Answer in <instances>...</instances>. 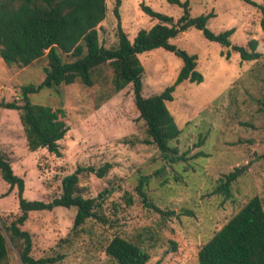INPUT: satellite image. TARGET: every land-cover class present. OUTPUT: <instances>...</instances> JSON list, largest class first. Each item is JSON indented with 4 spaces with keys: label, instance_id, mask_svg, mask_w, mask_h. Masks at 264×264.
<instances>
[{
    "label": "rangeland",
    "instance_id": "rangeland-1",
    "mask_svg": "<svg viewBox=\"0 0 264 264\" xmlns=\"http://www.w3.org/2000/svg\"><path fill=\"white\" fill-rule=\"evenodd\" d=\"M183 2L184 0H180ZM264 5V0H253ZM116 0H106V17L98 25L100 44H117ZM175 21L182 9L167 0H121L118 9L123 31L132 41L139 30L157 23L141 5ZM215 14L208 28L215 34L234 28L233 45L248 47L256 40L260 57L241 62L231 47H222L190 28L170 40L177 49L197 56L196 70L203 82L185 81L166 106L182 134L170 146L185 160L162 157L139 117L132 85L115 93L111 70L105 67L91 87L80 82L44 90L31 102L63 107L69 114V130L59 142L60 155L46 149L27 148L19 112L0 108V151L14 173L25 182L28 200L51 201L61 194V179L77 166L92 168L79 175L85 197L96 198L103 190L100 223L88 220L71 232L75 209L57 207L31 212L22 227L32 236L35 259L64 254L58 264H114L104 247L119 235L147 250V264H198L200 248L251 198L262 200L264 209V33L258 10L242 0H190L191 17ZM229 54L228 57L226 55ZM144 72V97L159 94L175 80L181 60L174 53L155 49L138 55ZM45 57L27 67L6 65L0 58V102L19 104L20 88L44 79ZM202 142L199 144L200 140ZM108 164L110 169L96 174ZM239 170L227 196L219 180ZM144 181L140 195L138 186ZM154 208L160 210L155 211ZM19 214L16 188L0 176V228ZM68 238V244L60 240ZM6 264H21L16 249L9 247Z\"/></svg>",
    "mask_w": 264,
    "mask_h": 264
},
{
    "label": "trees",
    "instance_id": "trees-1",
    "mask_svg": "<svg viewBox=\"0 0 264 264\" xmlns=\"http://www.w3.org/2000/svg\"><path fill=\"white\" fill-rule=\"evenodd\" d=\"M189 1L167 0L170 5L182 9L175 21L172 17L158 13L150 7L141 5V10L157 23L147 30H139L132 41L123 31L120 23L119 7L116 0L113 14L117 23V44L105 48L99 42L98 25L106 17V0H0V58L6 65L27 67L45 57L44 79L37 85L20 88L19 104L0 102V108L19 112L27 148L30 152L46 149L60 155L59 142L69 130V114L63 107H50L31 102L30 96L44 90L58 92V87L68 86L77 81L91 87L99 81L103 69L111 70L113 91L118 93L132 85L134 105L139 117L146 125L152 143L162 157L170 161H183L177 148L170 143L177 142L182 134L166 102L173 100L175 88L189 81L193 84L203 82L196 70L197 56L177 49L170 40L190 28L200 31L205 39L222 47H231L241 62L256 61L257 41L250 40L248 47L233 45L230 37L234 28L215 34L208 28V21L215 16L213 12L191 17ZM256 8L260 14L259 25L264 33V5L253 0H242ZM155 49L174 53L181 60V67L173 83L159 94L144 97L142 77L144 67L138 55ZM229 54L226 55L228 57ZM202 142L200 140L199 144ZM110 166L106 164L96 172L99 178L106 175ZM92 168L77 166L76 170L61 179V194L51 201L28 200L23 194L24 180L17 176L8 160L0 151V176L9 186L16 188L19 214L9 223L1 222L0 264H6L9 247L16 249L21 264H58L65 255L35 259L32 256V236L23 230L31 212L52 211L57 207L75 209L71 232L75 233L90 219L100 223L107 220L102 215L103 190L96 198L85 197L79 186V175ZM239 170L219 180V189L229 196L230 185L238 176ZM144 181L138 186L140 195ZM155 211L160 212L157 208ZM68 244V238L60 244ZM105 255L114 264H147L149 254L141 244L115 235L104 247ZM198 264H264V209L262 200L253 197L248 200L229 221L207 241L197 253Z\"/></svg>",
    "mask_w": 264,
    "mask_h": 264
}]
</instances>
